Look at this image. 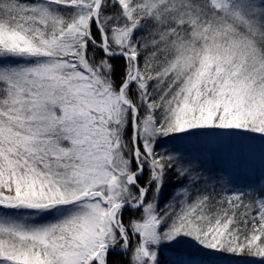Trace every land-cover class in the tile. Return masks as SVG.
<instances>
[{
    "label": "snow or ice",
    "instance_id": "1",
    "mask_svg": "<svg viewBox=\"0 0 264 264\" xmlns=\"http://www.w3.org/2000/svg\"><path fill=\"white\" fill-rule=\"evenodd\" d=\"M0 264H264V0H0Z\"/></svg>",
    "mask_w": 264,
    "mask_h": 264
}]
</instances>
